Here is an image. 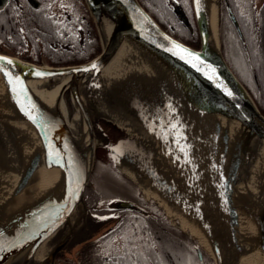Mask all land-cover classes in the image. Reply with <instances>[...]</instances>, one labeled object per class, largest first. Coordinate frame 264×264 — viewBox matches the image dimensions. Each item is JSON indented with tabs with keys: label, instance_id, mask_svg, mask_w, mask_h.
Listing matches in <instances>:
<instances>
[{
	"label": "water",
	"instance_id": "95a60500",
	"mask_svg": "<svg viewBox=\"0 0 264 264\" xmlns=\"http://www.w3.org/2000/svg\"><path fill=\"white\" fill-rule=\"evenodd\" d=\"M4 1L0 0V7ZM84 2L102 46L93 58L75 64L49 65L0 52V119L20 118L37 139L24 159L15 186L0 206L8 200L21 199L25 184L35 176L41 163L58 166L62 172L59 179H51L52 189L43 198L6 215L0 212V262L12 259L20 264H56L58 258H64L78 264L85 246L99 241L121 224L124 214L120 211L145 216L150 213L136 202L108 199L101 207L113 212L100 215L93 213L86 201V189L93 186L91 178L98 150L104 149L106 159L139 185L121 164L124 160L134 165L140 162L142 151L134 149L128 131L117 121L95 116L87 91L95 76L131 42L157 70L150 83L137 89L147 107L153 108L163 91L178 93L183 99L185 110L181 111L185 118L181 114L190 125L195 151L220 213L226 263L243 264V241L239 234L246 217L253 225L249 252H256L250 264H264V158L257 161L259 153L264 154V113L223 53L219 22V41L214 39L212 0H192L198 47L166 30L140 0ZM176 7L187 21L180 4ZM228 11L243 37L230 5ZM105 17L109 18V25L105 26L107 41L99 27ZM9 60L11 64L7 63ZM45 88L54 91L46 94L42 91ZM70 101L76 108L72 123L61 111L62 102L70 106ZM106 119L125 131V141H113L101 123ZM9 135L19 151L15 131L9 129ZM252 174H256L254 183L240 188V181ZM51 237L49 252L35 261L38 249ZM211 241L214 261L222 264L220 244L214 236ZM202 248L201 243L196 247L201 259Z\"/></svg>",
	"mask_w": 264,
	"mask_h": 264
},
{
	"label": "bare ground",
	"instance_id": "6f19581e",
	"mask_svg": "<svg viewBox=\"0 0 264 264\" xmlns=\"http://www.w3.org/2000/svg\"><path fill=\"white\" fill-rule=\"evenodd\" d=\"M212 11V34L218 42L219 0H212ZM106 25H109L108 17L104 18L101 25L99 24L105 41L108 39ZM152 65L153 63L141 55L131 42L125 44L95 76L90 86H87L94 114L97 117L114 119L122 129L138 133L154 147L152 152L143 149V159L135 165L124 160L121 164L122 169L139 183L147 198L148 195L155 198L166 210L167 215L172 220H176L178 227L188 230L187 232L198 238L211 255H214L211 241V237L214 236L220 244L222 264H227L225 234L221 226L220 213L214 195L210 192L212 187L205 177L202 162L195 151L196 146L189 133L190 125L186 124L184 111H181L185 110L182 107L181 95L163 91L158 102L151 109L147 107L148 104L144 99L142 101L139 98L141 95L137 90L138 86L151 82L154 75L157 76V70ZM94 84L97 85L93 86ZM150 89H154L152 83ZM42 91H47L44 93L48 94L54 90L45 88ZM69 105H64L62 102L61 111L72 123L76 108L73 101H70ZM9 129H13L16 133L19 151L9 135ZM36 143L35 133L25 121L20 118L0 119V201L6 200L5 197L12 191L21 173L25 157L30 147ZM263 158L264 154L259 153L257 161L260 162ZM246 170L247 168H243V171ZM61 175L58 166L41 163L35 176L25 184L21 199L8 200L0 206V212L6 215L24 204L43 198L52 189L51 179L55 177L53 180H57ZM255 179L256 174H252L248 179H242L240 188L251 186ZM242 223L243 229L239 234L243 241L242 262L250 264L256 254L249 252L253 225L246 217L243 218ZM139 231L149 232L153 237L175 235L165 226L154 222H147L144 228L141 225ZM140 236L144 238V235L140 234ZM52 243L51 237L40 246L35 261L47 255ZM0 264L20 263L18 260L7 259Z\"/></svg>",
	"mask_w": 264,
	"mask_h": 264
},
{
	"label": "trees",
	"instance_id": "16d2710c",
	"mask_svg": "<svg viewBox=\"0 0 264 264\" xmlns=\"http://www.w3.org/2000/svg\"><path fill=\"white\" fill-rule=\"evenodd\" d=\"M140 1L164 28L176 37L192 45H197L199 36L193 17L192 6L188 0ZM228 3H230L234 11L243 37L238 33L229 15L227 10ZM177 4H180L184 10L187 21L182 19L178 13ZM85 8V18L82 22H80L82 15H78L75 22L72 20H69V22L66 20L57 21L48 16H41L37 19L35 25H33L35 31L29 37L25 31H20L19 28H9L5 31L0 29V36L16 52L31 45L34 52H36L37 58L42 59V61L43 57H46L47 60L54 64L83 62L92 58L101 50L100 39L95 25L88 10ZM73 24H81V28L76 30L72 26ZM8 35L13 37L12 43L8 41ZM220 35L223 52L227 60L231 66L233 65L232 62H239L240 65L238 67L241 66L243 68V74L237 72L232 67L248 87L260 109L264 112V0L256 4L254 0H220ZM28 57L30 58L31 56L28 55ZM105 126L108 127L110 133L115 137H123V132L119 128L114 127L110 123H105ZM90 190L97 191L93 187H90ZM99 192V205L93 208V212L102 214L104 210L111 211L101 207L106 200L100 198L102 196H100L101 192ZM130 192H127L128 197L134 196L137 198L138 195H136L135 191ZM151 217V222L160 223L170 232H178L169 222L166 221L165 223V220L157 214H153ZM181 235L190 239V237L183 233ZM190 240L193 242L194 239ZM137 245L136 243L126 245L124 253L121 256L113 257L110 263L134 264L137 260H141L144 254L140 255ZM146 248L150 249V246L147 244ZM130 252H133V254L130 255ZM93 254L96 257V254ZM206 257L210 260L211 264H214L209 256ZM136 258L137 260H135ZM129 260L133 261V263Z\"/></svg>",
	"mask_w": 264,
	"mask_h": 264
},
{
	"label": "rangeland",
	"instance_id": "374dc122",
	"mask_svg": "<svg viewBox=\"0 0 264 264\" xmlns=\"http://www.w3.org/2000/svg\"><path fill=\"white\" fill-rule=\"evenodd\" d=\"M188 2H190L191 4V0H188ZM260 2L261 0L259 1V3ZM197 46H199V39L197 42ZM0 49L5 52L13 53L2 43H0ZM25 52L27 51H23V53ZM46 59L47 58L44 57V60ZM37 60L40 59L37 58ZM232 64V66L236 69L237 72L241 74L244 73L243 68L241 66L238 67V65H240L239 62H232ZM128 135L130 138L131 145L134 146V149L137 152H141L143 149L152 152L154 147L150 145L147 141H145L138 133L128 132ZM100 157H108L104 149H102V151L98 150V158ZM94 175L97 185L104 196L119 197L121 200H126L123 198H131L127 196V187L130 181L126 177H123L112 169H110V167L106 163H97ZM148 199L151 200V203L153 202L154 204H156V206L162 209L163 213L165 212L167 215L166 210L161 204H159V202L155 198L148 195ZM167 217L169 218V220L168 218H166L167 221H170V223H172L173 225L178 226L176 220H172L168 215ZM142 224L143 222L141 220H133V218H130L126 225L123 227V229H121L119 233L113 236V238L109 242L108 249L100 254L99 258L101 259V261L105 264L110 259H112V250L117 251L118 255L123 254L126 245L135 244L131 241V238H134V236L140 237L141 234L144 235V238H136V244H138L137 248H139L138 250L140 251V255L144 254V256L141 260H137L136 258L135 260L137 261L134 262V264H211L210 260L206 257L210 253L207 250H204L205 258H203V260L199 259V257L197 258V255L195 254L194 248L192 246V241L179 234V231L177 233L175 232V235L165 234L162 237L160 235L158 237H153V234H150L149 232L142 233L139 231V227ZM134 230L137 234H132ZM193 237L195 238V236ZM145 242L146 244H148V246H150V249H145ZM152 244H154L155 248H153L154 246ZM132 254L133 252H130V255ZM195 256L197 258V261L195 260ZM64 260V258H61L60 263H64ZM129 261L133 263V261Z\"/></svg>",
	"mask_w": 264,
	"mask_h": 264
},
{
	"label": "flooded vegetation",
	"instance_id": "af4514ba",
	"mask_svg": "<svg viewBox=\"0 0 264 264\" xmlns=\"http://www.w3.org/2000/svg\"><path fill=\"white\" fill-rule=\"evenodd\" d=\"M259 1L260 0H254L255 4L258 3ZM84 8L85 5L83 3V0H5L4 2H2V6L0 7V29L2 31H5L8 30L9 28H13V29L19 28L20 31H25L26 35L29 37L32 35V32L35 31V29H33V25H35L37 19L40 18L41 16H48L49 18H54L57 21L66 20L69 22V20H72L75 22L77 16L82 15V19H80V22H82L85 18ZM72 26L76 30L81 28V24L79 25L73 24ZM7 39L9 42L12 43L13 37L11 35H8ZM0 43L4 44L12 52H14L17 55H20L23 58L37 61L36 52H34L31 45H29L28 48L16 52L11 48V46L8 45V43H6L5 40H3L1 36H0ZM23 51H27V52L23 53ZM28 55H30L31 57L29 58ZM43 61H44V57H43ZM43 61L38 60V62L40 63ZM95 189H97L96 191L97 193L90 189H88V191L86 192V198L88 200V203L90 204L99 201L98 192L100 190H98L97 187ZM100 196H102L100 198L103 199L112 197V196L103 197L101 193ZM130 199L132 200L134 199L136 200V202L140 203V201L135 198H130ZM102 248H103L102 244H96L87 248L86 252H84L85 253V258L83 260L84 264H100L102 261L99 258V256L103 251ZM93 253L96 254V257L93 256L94 255ZM101 264L104 263L102 262Z\"/></svg>",
	"mask_w": 264,
	"mask_h": 264
},
{
	"label": "crops",
	"instance_id": "0c3cea01",
	"mask_svg": "<svg viewBox=\"0 0 264 264\" xmlns=\"http://www.w3.org/2000/svg\"><path fill=\"white\" fill-rule=\"evenodd\" d=\"M134 220H135V219H134ZM136 220H141V221L143 222V224H142L143 228H144L145 224L148 222V221L143 220V219H136ZM176 232H177V231H176ZM135 233H136V231L134 230L132 234H135ZM136 234H137V233H136ZM179 234H182V233L180 232ZM134 238H138V239H140L141 236H140V237H136V236H134ZM190 263H192V262H190Z\"/></svg>",
	"mask_w": 264,
	"mask_h": 264
},
{
	"label": "snow or ice",
	"instance_id": "6c2138e0",
	"mask_svg": "<svg viewBox=\"0 0 264 264\" xmlns=\"http://www.w3.org/2000/svg\"><path fill=\"white\" fill-rule=\"evenodd\" d=\"M197 2H199V0H197ZM191 55V54H190ZM7 63H9V64H11L12 63V61H7ZM95 67V66H94ZM7 75V74H6ZM37 75H41L40 73H37ZM10 83H11V81H10ZM229 95H231V93H229Z\"/></svg>",
	"mask_w": 264,
	"mask_h": 264
}]
</instances>
